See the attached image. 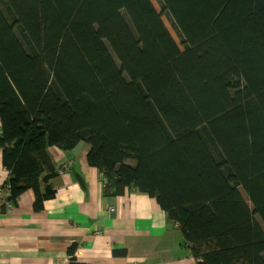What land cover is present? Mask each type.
I'll list each match as a JSON object with an SVG mask.
<instances>
[{"label": "trees", "instance_id": "1", "mask_svg": "<svg viewBox=\"0 0 264 264\" xmlns=\"http://www.w3.org/2000/svg\"><path fill=\"white\" fill-rule=\"evenodd\" d=\"M156 1L0 0L3 203L53 199L49 148L85 142L106 195L155 199L197 264H264V0Z\"/></svg>", "mask_w": 264, "mask_h": 264}, {"label": "crops", "instance_id": "2", "mask_svg": "<svg viewBox=\"0 0 264 264\" xmlns=\"http://www.w3.org/2000/svg\"><path fill=\"white\" fill-rule=\"evenodd\" d=\"M89 149L85 142L70 151L49 148L55 168L69 166L49 183L53 199L39 205L29 190L15 203L0 204V264H70L74 244L83 264H197L181 228L155 199L134 189L106 195L88 163ZM9 178L0 149V188ZM47 188L42 181V194Z\"/></svg>", "mask_w": 264, "mask_h": 264}, {"label": "built area", "instance_id": "3", "mask_svg": "<svg viewBox=\"0 0 264 264\" xmlns=\"http://www.w3.org/2000/svg\"><path fill=\"white\" fill-rule=\"evenodd\" d=\"M68 170H69V166L67 164H64L58 169V174L62 175ZM9 191H10V186L8 184L0 188V204H3L4 199L8 195ZM111 211H114V209H111Z\"/></svg>", "mask_w": 264, "mask_h": 264}, {"label": "rangeland", "instance_id": "4", "mask_svg": "<svg viewBox=\"0 0 264 264\" xmlns=\"http://www.w3.org/2000/svg\"><path fill=\"white\" fill-rule=\"evenodd\" d=\"M152 1L155 3L157 9L160 11L161 9H160V6H159V4L157 3V1H156V0H152ZM164 20H165V24L167 25V27L169 28L170 32L172 33L174 39L176 40V42L178 43V45L182 48L181 42H180V40H179V38H178L176 32H175L174 29L172 28L170 22L168 21V19H167L166 17L164 18ZM50 96H51V95H50ZM128 163L131 164L132 166H136V164H137V162H136L135 160H129ZM258 220H259V219H258Z\"/></svg>", "mask_w": 264, "mask_h": 264}]
</instances>
